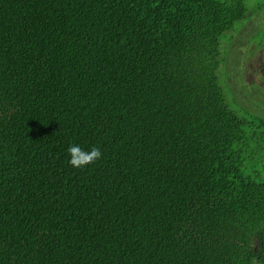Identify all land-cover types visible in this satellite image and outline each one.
Here are the masks:
<instances>
[{
  "label": "trees",
  "instance_id": "trees-1",
  "mask_svg": "<svg viewBox=\"0 0 264 264\" xmlns=\"http://www.w3.org/2000/svg\"><path fill=\"white\" fill-rule=\"evenodd\" d=\"M246 14L0 0V264H264V176L245 159L248 140L264 154V119L220 79ZM72 144L101 159L73 168Z\"/></svg>",
  "mask_w": 264,
  "mask_h": 264
},
{
  "label": "rangeland",
  "instance_id": "rangeland-1",
  "mask_svg": "<svg viewBox=\"0 0 264 264\" xmlns=\"http://www.w3.org/2000/svg\"><path fill=\"white\" fill-rule=\"evenodd\" d=\"M247 14L234 28L221 38V87L228 104L250 123L264 119V79L253 75L255 83L248 77L249 63L263 58L264 63V0H244ZM252 132V129H251ZM257 146L247 141L245 154L247 171L264 176V154Z\"/></svg>",
  "mask_w": 264,
  "mask_h": 264
},
{
  "label": "clouds",
  "instance_id": "clouds-1",
  "mask_svg": "<svg viewBox=\"0 0 264 264\" xmlns=\"http://www.w3.org/2000/svg\"><path fill=\"white\" fill-rule=\"evenodd\" d=\"M67 152L69 154L68 163L73 168H83L90 164H93L101 159V149L92 146L90 149H84L79 145L72 144L68 147Z\"/></svg>",
  "mask_w": 264,
  "mask_h": 264
},
{
  "label": "flooded vegetation",
  "instance_id": "flooded-vegetation-1",
  "mask_svg": "<svg viewBox=\"0 0 264 264\" xmlns=\"http://www.w3.org/2000/svg\"><path fill=\"white\" fill-rule=\"evenodd\" d=\"M249 66V71H248V77H250L251 82L250 83H255L256 79H253V75L256 74L258 77L264 79V63H263V58H257L255 60H252Z\"/></svg>",
  "mask_w": 264,
  "mask_h": 264
}]
</instances>
